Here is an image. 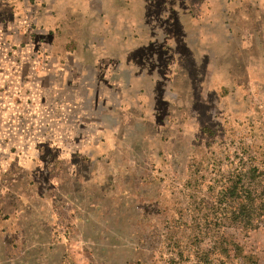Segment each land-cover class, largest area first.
I'll use <instances>...</instances> for the list:
<instances>
[{"label": "rangeland", "instance_id": "1", "mask_svg": "<svg viewBox=\"0 0 264 264\" xmlns=\"http://www.w3.org/2000/svg\"><path fill=\"white\" fill-rule=\"evenodd\" d=\"M189 13L185 25L191 29H198L208 15L196 0ZM4 32L0 30V264H244L238 249L253 255L255 264H264V219L255 229L227 220L215 223L221 211L216 197L226 184L237 176L249 181L253 167L264 178V67L253 65L248 72L240 66L238 89L221 86L219 96L204 92L195 112H186L171 128L168 145L148 146L137 139L127 160L118 156L109 164L118 176L105 185L74 183L70 188L67 179L61 189L77 193L70 199L53 179L58 166L53 163L54 117L33 112L37 100L28 97L20 72L7 79L3 63L11 43L5 42ZM36 36L27 40L34 51L43 44ZM259 49L258 44L253 61H260ZM77 201L82 206L76 208ZM17 202L35 207L27 211L29 217L11 222L5 206ZM38 205L46 210L37 211Z\"/></svg>", "mask_w": 264, "mask_h": 264}, {"label": "crops", "instance_id": "2", "mask_svg": "<svg viewBox=\"0 0 264 264\" xmlns=\"http://www.w3.org/2000/svg\"><path fill=\"white\" fill-rule=\"evenodd\" d=\"M196 1L208 12L198 29L185 25L194 0H0V30L11 43L3 69L9 80L22 74L27 96L37 100L33 112L54 117L60 193L77 194L61 189L67 179L70 188L105 185L118 176L109 164L127 160L137 139L168 145L171 128L195 112L204 92L238 89L240 66L264 67V0ZM34 33L43 41L37 51L27 43ZM33 207L17 202L5 209L15 222Z\"/></svg>", "mask_w": 264, "mask_h": 264}, {"label": "trees", "instance_id": "3", "mask_svg": "<svg viewBox=\"0 0 264 264\" xmlns=\"http://www.w3.org/2000/svg\"><path fill=\"white\" fill-rule=\"evenodd\" d=\"M250 170L246 177L249 181L243 180V176H237L218 192V210L222 212L215 223L227 220L244 228L255 229L260 220L264 219V178L260 176L263 172L258 171L257 167ZM238 251L244 264L256 263L253 255L243 254L240 249Z\"/></svg>", "mask_w": 264, "mask_h": 264}]
</instances>
